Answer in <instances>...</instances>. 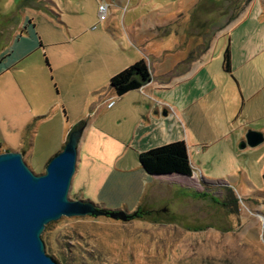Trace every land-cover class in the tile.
<instances>
[{
	"label": "crops",
	"instance_id": "obj_1",
	"mask_svg": "<svg viewBox=\"0 0 264 264\" xmlns=\"http://www.w3.org/2000/svg\"><path fill=\"white\" fill-rule=\"evenodd\" d=\"M100 1L109 4L102 21ZM28 5L31 17H20L19 32L0 60V152L18 151L29 162L35 143L47 139L50 123L58 115L61 147L51 158L63 148L74 125L86 121V130L92 128L107 140L109 158L121 147V154L109 161L107 173L98 179L95 196H87L102 208L149 210L148 200L163 178H181L149 175L138 161L140 152L184 140L192 167L188 178L193 180L191 146L205 148L233 128L232 121L264 118V58L257 61L261 51L244 43L243 35L229 37L231 70L226 72L225 47L218 61L210 57L209 20L206 29L202 20L198 34L193 22L186 30L172 27L182 15L180 8L164 16L159 3L144 0H35ZM260 17L264 19L263 11ZM179 50L170 65L152 72L154 64ZM141 58L147 62L150 80L116 95L109 87L110 78ZM48 61L50 71L43 64L49 66ZM8 92L7 105L2 95ZM78 155L77 151V161ZM76 170L77 162L74 175Z\"/></svg>",
	"mask_w": 264,
	"mask_h": 264
},
{
	"label": "rangeland",
	"instance_id": "obj_2",
	"mask_svg": "<svg viewBox=\"0 0 264 264\" xmlns=\"http://www.w3.org/2000/svg\"><path fill=\"white\" fill-rule=\"evenodd\" d=\"M31 1L35 0H0V60L19 32L20 17H31ZM153 1L162 6L164 16L177 8L183 10L172 25H179L180 30L193 22L198 34L202 20L205 29L209 20L213 62L218 61L229 37L235 39L236 34L261 51L257 61L264 58V19L260 17L264 0H176L173 4L169 0H144ZM84 5L92 21L90 1ZM49 11L58 13L56 9ZM180 53L181 50L173 52L159 65L154 64L152 72L156 74L170 65ZM45 57L48 60L46 54ZM43 64L50 71V62V67ZM2 102L9 104V92L2 95ZM6 110L9 113L11 108ZM58 118L52 119L47 139L35 143L33 156L27 162L35 174L45 171L50 156L61 147ZM231 124L233 128L228 127L205 148L190 147L195 166L193 180L163 178L165 182L158 189L150 190L149 210H143L147 213L134 216L122 210L126 219L62 215L45 224L40 237L46 254L57 264H264V118L242 124L235 120ZM86 126V121L79 120L71 130L80 132L79 160L68 197L78 199V192L85 195L83 200L96 204L87 196H95L98 179L107 173L109 161L121 154V147L108 153L113 156L109 158L107 140L92 128L86 130ZM248 131L260 132L262 141L255 146L247 144Z\"/></svg>",
	"mask_w": 264,
	"mask_h": 264
},
{
	"label": "water",
	"instance_id": "obj_3",
	"mask_svg": "<svg viewBox=\"0 0 264 264\" xmlns=\"http://www.w3.org/2000/svg\"><path fill=\"white\" fill-rule=\"evenodd\" d=\"M80 132H70L63 148L35 174L20 152H0V264H57L46 254L40 237L45 224L65 216L109 215L126 219L124 211L100 208L89 200L69 199L77 162ZM246 143L263 139L248 131Z\"/></svg>",
	"mask_w": 264,
	"mask_h": 264
},
{
	"label": "trees",
	"instance_id": "obj_4",
	"mask_svg": "<svg viewBox=\"0 0 264 264\" xmlns=\"http://www.w3.org/2000/svg\"><path fill=\"white\" fill-rule=\"evenodd\" d=\"M223 69L226 72L231 70L229 41L223 52ZM150 77L147 62L141 58L114 74L109 80V87L116 95L121 96L128 91L140 88L150 80ZM138 161L141 167L153 177L177 175L188 178L192 175L184 140L173 141L142 151L138 154ZM262 178L264 182V172ZM96 206L100 207L97 204ZM132 213L134 216H139L147 212L137 208Z\"/></svg>",
	"mask_w": 264,
	"mask_h": 264
},
{
	"label": "built area",
	"instance_id": "obj_5",
	"mask_svg": "<svg viewBox=\"0 0 264 264\" xmlns=\"http://www.w3.org/2000/svg\"><path fill=\"white\" fill-rule=\"evenodd\" d=\"M109 4L105 1H100L98 4V19L105 20L108 15Z\"/></svg>",
	"mask_w": 264,
	"mask_h": 264
}]
</instances>
